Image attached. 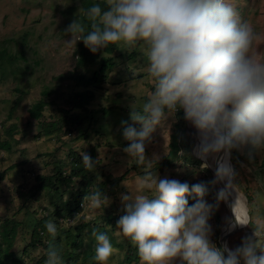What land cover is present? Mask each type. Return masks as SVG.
<instances>
[{
    "label": "clouds",
    "instance_id": "clouds-1",
    "mask_svg": "<svg viewBox=\"0 0 264 264\" xmlns=\"http://www.w3.org/2000/svg\"><path fill=\"white\" fill-rule=\"evenodd\" d=\"M65 33L71 35L68 47L83 41L93 54L109 45H123L129 53L139 50L144 71L133 75L152 82L142 104L132 87L138 78L129 86L135 97L130 105L133 124L124 122L123 136L130 143L123 151L143 174L134 191L123 182L127 192L120 194L123 214L116 225L136 249L140 264H264V218L241 220L236 214L241 225L253 226V234L234 250L217 247L210 239L208 185L161 179L153 172L154 160L146 156L157 127L181 109L200 133L201 158L233 148L248 147L249 156L264 149V53L257 49L261 36L252 24L242 21L226 0H103L80 7ZM80 155L85 170L95 171L98 161L85 152ZM224 179L233 187L234 172L222 165L212 183ZM189 197L194 204L189 205ZM224 198L223 191L218 193V200ZM110 203L106 193L93 187L83 196V210L72 225L92 220L85 215L88 208L100 210ZM45 227L50 239L44 264H64L57 224L49 219ZM91 235L96 242L93 259L110 264L115 249L109 236L95 228Z\"/></svg>",
    "mask_w": 264,
    "mask_h": 264
},
{
    "label": "rangeland",
    "instance_id": "rangeland-1",
    "mask_svg": "<svg viewBox=\"0 0 264 264\" xmlns=\"http://www.w3.org/2000/svg\"><path fill=\"white\" fill-rule=\"evenodd\" d=\"M82 2L0 0V51L5 55L4 60H0V172H7L5 179L0 180V224L8 218L22 223L13 248L21 258L19 264H44L46 247L42 243L32 246L33 223L43 215L52 214L60 202L59 196L48 190L31 196L39 183L38 176H52L58 170L68 174L72 164L70 154L81 152L98 161L95 171L88 172L87 182L91 179L89 188H100L110 197L111 203L100 210L88 208L85 215L91 216L92 220L88 223L81 220L78 224L85 226L88 233L96 228L94 224L98 227L103 218L117 216L113 223H106V228L124 246H113L115 252L110 264H127L124 255L127 243H131L116 228L122 210L120 194L127 192V188L134 191L137 177L143 173L135 164H129L130 157L123 149L130 142L124 138L123 131L126 126L124 122L133 124L130 105L135 97L129 92V86L138 77L132 71L143 75L145 61L139 50H134L136 53L132 54L134 51L129 53L123 50V45H119V51L114 55L116 65L101 87L97 88L96 98L88 106V111L74 108V95L83 89L77 85L75 77L78 74L90 76L99 67V62L79 66L76 58L79 57L80 41L72 47L65 44V41L71 40V35L66 34L65 30L82 7ZM226 2L233 3L241 20H248L261 36L257 49L264 53V0ZM71 9L73 16L67 12ZM97 53L102 54V49ZM151 85L150 80L138 78L132 86L141 104L149 94ZM44 91L49 92L46 99L48 105L43 117L37 120L31 117L30 109L42 98ZM178 121L177 114L170 116L152 134L151 142L146 145V156L154 163L169 153L171 136ZM50 123H58V126L49 131L46 125ZM133 126L137 129L140 127L139 124ZM186 129L194 139L193 128L187 120ZM2 144H6V147ZM193 149L190 156L196 160L198 158L194 156ZM249 150L248 147L234 148L233 183L246 198L249 216L256 220L264 218V149L253 151L251 156ZM192 163L179 159L173 165L153 172L161 179L184 180L189 185L202 182L208 185L209 192L205 199L213 205L208 220L212 229L210 239L219 247L225 223L224 199H217L220 192L212 183L215 179L211 172ZM188 199L189 205L195 203L192 197ZM65 224L61 222L57 225L58 236L64 237L61 231L68 228L74 231L78 226L70 223L65 227ZM252 234L251 224L233 231L228 239L229 248L234 250L242 246L243 240ZM85 240L86 243L90 241L88 236ZM66 247L63 241L62 248ZM66 256L62 255L64 264H90L81 259L66 262ZM136 264H140V260Z\"/></svg>",
    "mask_w": 264,
    "mask_h": 264
},
{
    "label": "trees",
    "instance_id": "trees-1",
    "mask_svg": "<svg viewBox=\"0 0 264 264\" xmlns=\"http://www.w3.org/2000/svg\"><path fill=\"white\" fill-rule=\"evenodd\" d=\"M93 3H103V0H83L82 7H88ZM68 14L73 16V9L67 11ZM77 15L73 16V19H76ZM80 52H79V66H88L90 64L99 62V67L93 71L90 76L86 74H78L75 78L77 81V85L83 87L82 90H79L75 93L72 105L76 109H80L82 111H88V106L95 100L96 98V90L100 88L102 83L108 77L109 72L116 65L114 55L119 51L118 45H109L107 49H102L101 53L93 54L83 43L80 41ZM105 53V56L103 55ZM134 51L132 54H135ZM4 52L0 51V60H4ZM49 96V92L44 91L42 98L38 100L30 109L31 117L40 120L43 117V113L45 108L48 105V101L46 100ZM179 121L175 124V130L172 134L171 142L169 144V153L164 156L161 160H158L154 163L153 171L162 169L166 166L173 165L176 160L182 161L185 160L188 162H193L194 164H199L198 166L202 168L201 161L199 159H192L190 156L193 146L196 143V139H192L186 129V119L184 118L183 110H178L176 112ZM45 126V124H44ZM58 123H50L47 124L46 127L49 131L56 129ZM3 147H6V144H2ZM10 148V147H7ZM71 160L72 164L70 166V172L67 174L63 170H58L52 176H38L39 183L35 186V191L31 196H38L44 191H51L56 193L60 202L56 204L53 209L52 214L43 215V217L38 218L33 223L32 230V246L39 245L42 243L45 247H47V230L45 227L46 221L51 219L57 225L65 223V219H72L75 217V214L82 211L81 201L83 196L86 194L88 190H90V181L87 182L89 173L85 170L84 165L82 163V157L80 154L72 153ZM234 148L231 150V157L234 162ZM192 163V164H193ZM136 168H140L136 165ZM204 170V168L202 169ZM205 171L209 172V169ZM236 171V170H235ZM142 172V169H141ZM7 172H0V180L5 179V175ZM66 173V174H65ZM143 173V172H142ZM234 181V180H233ZM180 182H184V180H180ZM78 185V186H77ZM238 187V186H237ZM240 190V188L238 187ZM241 191V190H240ZM71 192V193H69ZM242 192V191H241ZM39 193V194H38ZM68 193V196H67ZM243 193V192H242ZM66 197V198H65ZM123 214V211L119 213V216ZM117 216H107L102 219L100 225L97 227L94 224V227L97 231L102 229L100 232L106 233L111 243L116 248H123L124 244L119 242L114 238V235L106 228V223H113ZM102 222H105L102 224ZM22 223L14 218L5 219L0 224V264H19L20 257H18L17 253L13 250L16 240L19 236V232L21 229ZM68 228L64 231V237L57 236L56 243L62 247V242L65 241L67 247L62 248V255H67L64 257L66 262L73 260H82L84 262H89L90 264H97V262L93 259L95 255V239L92 237L91 230L85 232V226H78L75 228L76 230H70ZM86 236L89 237V242L86 243ZM219 248L222 246L219 244ZM68 253H67V252ZM83 251V252H82ZM124 261L127 264H136L139 261V257L136 253V249L130 244L127 243V250L124 255ZM242 264V263H241Z\"/></svg>",
    "mask_w": 264,
    "mask_h": 264
},
{
    "label": "bare ground",
    "instance_id": "bare-ground-1",
    "mask_svg": "<svg viewBox=\"0 0 264 264\" xmlns=\"http://www.w3.org/2000/svg\"><path fill=\"white\" fill-rule=\"evenodd\" d=\"M189 126L193 128V133L195 135L196 143L193 149V154L196 158H198L201 161L202 165H207V169L210 170L211 174L213 175L215 181H216V173L217 169L219 167L228 166L230 167V164L228 162V158H223L220 153L209 155L206 158H201L198 154V148L201 143V137L198 130L189 122ZM205 168V167H202ZM227 182V179L220 180L215 183L216 188H218L219 192L223 191L225 198H224V204H225V223L223 226V232H227L228 229H230L235 224H240L237 220V216L244 220L248 218V205L246 202V198L244 194L238 189V187L233 184V187L228 188L227 193L224 192V186ZM238 202V206H237ZM237 206V207H236ZM237 214V216H236ZM241 225V224H240Z\"/></svg>",
    "mask_w": 264,
    "mask_h": 264
},
{
    "label": "water",
    "instance_id": "water-1",
    "mask_svg": "<svg viewBox=\"0 0 264 264\" xmlns=\"http://www.w3.org/2000/svg\"><path fill=\"white\" fill-rule=\"evenodd\" d=\"M220 155L223 157V158H228V162L230 164V168L233 170L234 172V168H233V163H232V157H231V152L230 153H226L225 151H221L220 152ZM231 183H233V180L231 181ZM228 184H229V181L227 179V182L224 186V192L225 194L227 193V190H228ZM248 217H249V213H248ZM247 225H240V224H235L233 225L230 229H228L227 232H223V229H222V233H221V237H220V244L222 246V248H229V245H228V239H229V236L230 234L233 232V231H236V230H240V229H244ZM230 249V248H229Z\"/></svg>",
    "mask_w": 264,
    "mask_h": 264
},
{
    "label": "built area",
    "instance_id": "built-area-1",
    "mask_svg": "<svg viewBox=\"0 0 264 264\" xmlns=\"http://www.w3.org/2000/svg\"><path fill=\"white\" fill-rule=\"evenodd\" d=\"M71 220H72V219H65L64 222H65L66 224H70V223H71Z\"/></svg>",
    "mask_w": 264,
    "mask_h": 264
}]
</instances>
